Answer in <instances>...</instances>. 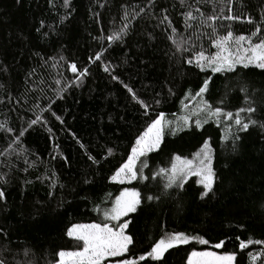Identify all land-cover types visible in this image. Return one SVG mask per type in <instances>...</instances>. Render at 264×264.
Returning <instances> with one entry per match:
<instances>
[{
  "label": "trees",
  "instance_id": "obj_1",
  "mask_svg": "<svg viewBox=\"0 0 264 264\" xmlns=\"http://www.w3.org/2000/svg\"><path fill=\"white\" fill-rule=\"evenodd\" d=\"M196 8L212 13L211 2L197 0L183 5L180 0H70L67 7L64 0H0V124L11 129L0 130V176L7 180L0 183L5 193L0 259L5 264H55L60 250H76L67 229L105 223L94 207H111L124 189L141 193L137 212L122 218L130 221L125 231L134 241L126 258L139 260L166 234L183 232L209 244L181 245L161 261L149 258L140 264H187L193 250L234 253V264H264V255L251 260L264 253V245L239 248L240 240L264 241V130L259 127L239 133L233 151L232 140H225L228 126L235 131L233 121L213 117L197 128L203 114L192 115L189 127L176 135L166 129L160 148L140 158L147 167L137 162L136 180H111L159 113L175 121L195 112L199 98H188L189 93L194 95L205 79L204 99L213 108L235 115L247 98L257 108L253 118L264 122V69L238 65L234 72L213 73L187 64L196 51L216 52L211 28L199 21L185 27L184 14L199 16ZM224 14H229L227 4ZM232 14L242 20L218 21L225 26L219 34L230 25L235 35L249 36L261 27L264 36V0H234ZM164 16L176 28V39L187 41L188 51L177 52L167 38L171 28ZM249 17L254 23H247ZM126 24L122 40L109 43L107 37ZM72 63L78 72L88 69L82 82ZM124 85L149 105L148 115ZM37 116L41 119L29 126ZM206 140L217 173L213 192L201 199L196 176L188 177L183 188L166 187L167 176L157 175L159 170L170 169L177 155L194 159ZM221 240L224 248L212 247Z\"/></svg>",
  "mask_w": 264,
  "mask_h": 264
},
{
  "label": "snow or ice",
  "instance_id": "obj_2",
  "mask_svg": "<svg viewBox=\"0 0 264 264\" xmlns=\"http://www.w3.org/2000/svg\"><path fill=\"white\" fill-rule=\"evenodd\" d=\"M152 2L154 3L155 0H152ZM180 2L183 5L185 0H180ZM197 2H211L212 13L206 15L199 8L195 9L199 13V16L194 15L191 11L186 12L184 14L185 27L193 28L194 26L190 21H199V26L211 28L212 36L214 37L213 47L216 49V52L206 55L203 50L196 51L193 57L186 61L187 64L194 65L201 72L211 70L213 73L234 72L238 65L243 68L254 66L264 69V36H262L261 27H256L249 36H245L235 35L229 25L225 34H219V29L225 26L222 23L218 24V21L242 20L241 16L232 14L234 0H197ZM69 4L70 0H64L66 7ZM225 4H227V12L229 13L227 15L224 14ZM218 5L219 11H217ZM163 21H167V26L171 28V35L167 38L176 46V51L180 53L188 51L189 49L184 46L187 41L183 38L181 40L176 39L177 30L172 26L171 20L167 16H164ZM247 23H254L251 17L247 18ZM127 27L126 24L120 32H114L111 36H108L107 40L109 43L121 41L122 36L126 34ZM101 56L102 53L96 54L95 60H101ZM60 59L63 60L64 57L61 56ZM69 67L73 73H77V81L79 82H82L83 78L88 75L87 68L78 72L75 63L70 64ZM104 71L108 72V67H105ZM112 78L118 80L117 76H113ZM56 83L59 84L60 81H56ZM208 85L209 80L205 79L194 95L191 92L189 93L188 98H199L195 112L181 116L175 121L168 120L163 113H159L148 125L146 131L136 139L135 146L131 149V155L116 170L111 180L120 184H124L125 182L131 183L133 180H136L138 176L137 162L140 161L144 167H147V164L141 161L140 158L160 148L166 129L170 134L176 135L179 131L189 127L192 115L200 117L203 114V119L198 118L195 121L197 128H201L204 123H207L213 117L217 121L221 116L226 117L229 121H233L235 131L232 130L231 126H228L225 130V140H232L233 151H236V141L241 139L239 133L247 132L250 128L255 127L264 130V122L253 118V114L257 112V108L247 98L245 99L246 106L239 108L235 115L232 112H223L220 108H213L204 99V94L208 91ZM77 86H79V83H77ZM0 87L3 86L0 85ZM68 87H71V84ZM124 87L131 94V98L144 109V115H148L149 105L137 97L131 87L128 85H124ZM157 103L159 102L157 101ZM184 107L187 108L188 105ZM241 113L247 114L246 117L242 118ZM56 118L60 119V117ZM40 119L41 117L37 116L36 119L30 122L29 126L36 124ZM0 130L11 131V129H5L3 124H0ZM20 135L22 136L23 132ZM15 143H19V140L17 139ZM81 147L83 148L84 145L81 144ZM108 151L109 155H111L112 150L109 149ZM89 159L93 163H97L93 157L89 156ZM160 174L167 176L168 183L166 187L168 188L174 185L178 188H183L184 182L188 177H199V183L202 185L201 199L209 196L213 192L217 179V173L213 168V148L211 144L206 140L200 150L194 154V159L175 156L171 168H161L157 175ZM144 179H147V177H144ZM88 182L87 180L85 181V183ZM0 183H7V180L3 176H0ZM4 196V191L0 190V200L4 199ZM147 199L151 201L153 197L148 196ZM140 205L141 193L135 189H124L115 197L111 207L103 209L99 206L94 207V211L103 212L106 222L102 224L76 223L69 227L66 235L76 242V250H60L56 253L58 259L55 261V264H105L106 261H109V258H117L115 264H140V262L146 261L149 258L151 261H161L169 249L177 248L181 245H188L193 242L200 245L209 244V241L203 237L188 235L183 232L170 233L155 242L151 250L146 255H141L139 260L126 258L130 246L133 245L134 241L132 235L125 231L130 221L124 220L122 222V218L129 216L130 213H136ZM237 239L239 240V237ZM252 244L264 245V241L252 239L247 241L240 240L239 248L243 251ZM212 247L215 249L224 248L225 241L216 242ZM260 255H264V253L252 255L251 260H257ZM235 261L236 255L234 253L219 255L215 251L193 250L187 256V264H234ZM0 264H5V261L0 259Z\"/></svg>",
  "mask_w": 264,
  "mask_h": 264
},
{
  "label": "rangeland",
  "instance_id": "obj_3",
  "mask_svg": "<svg viewBox=\"0 0 264 264\" xmlns=\"http://www.w3.org/2000/svg\"><path fill=\"white\" fill-rule=\"evenodd\" d=\"M157 151V150H156ZM153 152H155V151H153ZM150 153H152V152H150ZM149 154V153H148ZM134 181V180H133ZM132 181V182H133ZM125 183H128V182H125ZM209 251H211V250H209ZM216 252V251H215ZM217 254H219V255H223V254H225V253H219V252H216ZM109 259H111V258H109ZM114 259V258H113Z\"/></svg>",
  "mask_w": 264,
  "mask_h": 264
}]
</instances>
